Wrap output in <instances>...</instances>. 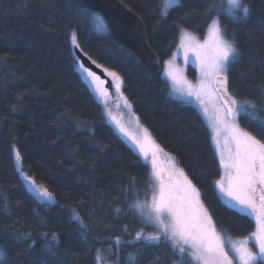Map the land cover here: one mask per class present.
I'll list each match as a JSON object with an SVG mask.
<instances>
[{
  "label": "trees",
  "instance_id": "1",
  "mask_svg": "<svg viewBox=\"0 0 264 264\" xmlns=\"http://www.w3.org/2000/svg\"><path fill=\"white\" fill-rule=\"evenodd\" d=\"M121 1L145 21L162 66L181 28L206 33V9L216 3L180 0L164 18L163 0ZM244 2L250 8L245 20L219 13L222 27L234 34L226 37L240 52L229 65V89L255 103L264 117V0ZM73 32L75 44L93 61L121 75L139 121L175 155L217 226L234 237H249L254 218L233 209L217 188L222 167L208 123L196 106L170 94L161 71H148L116 42L102 15L81 0H0V264H98L99 249L109 246L114 264L175 262L171 242L134 239L147 230L131 205L149 192L152 169L115 131L103 104L82 82ZM239 121L264 138L244 115ZM14 147L24 169L53 193L55 203H42L27 190ZM27 234L30 238L21 239Z\"/></svg>",
  "mask_w": 264,
  "mask_h": 264
},
{
  "label": "snow or ice",
  "instance_id": "2",
  "mask_svg": "<svg viewBox=\"0 0 264 264\" xmlns=\"http://www.w3.org/2000/svg\"><path fill=\"white\" fill-rule=\"evenodd\" d=\"M177 6H180V0H164L161 16L166 18L169 10ZM214 12L227 13L234 22H239L248 18L250 8L244 0H220L218 4L212 3L206 9L210 21L207 25L210 43L200 44L191 33L180 29V46L177 54L182 55L187 61L188 53L193 52L200 59L201 82L199 86L189 84L186 95L195 97L203 103L202 93L211 87L213 99L219 105L213 126L219 129V126L223 125L229 132V138L234 141L235 149L234 152L230 150L228 160L225 161L221 155V160L225 163L226 178L216 183L226 202L233 209L248 213L255 218L256 230L248 240L235 242L230 238L225 239L217 231L211 216L201 203V193L182 169L175 168L173 164V172L169 173V180L174 174L180 179L175 184L165 182L157 160V153L162 149L155 143L148 130L139 125V118L132 115V120L136 123V132L130 131L121 119L108 111V94L97 89V83H102L100 77L79 59L77 67L82 82L97 91L100 102L105 106V114L113 122L115 131L133 144L144 161H150L152 169L150 187L153 193L151 202L137 200L131 207L144 218L146 223L157 228L159 232L147 236L143 231L137 232L134 239L171 242L175 253L173 257L175 264H233L230 252L236 257L238 264H264V138L258 139L256 135L240 128L237 123V118L244 115L255 125L260 136L264 137V117L259 116L255 103L238 102L228 92L229 65L239 60L240 52L234 40L226 39L227 35L234 34L228 33L227 29L222 27L219 16H212ZM70 39L73 44L76 43L75 32L71 34ZM209 48L210 56L206 51ZM167 74L175 79L171 70ZM108 75L114 78L113 87L120 92L123 81L117 78L115 73ZM123 104L126 109L131 110L126 97H123ZM90 131L94 130L90 129ZM15 155L17 162H20L21 156L18 150ZM19 171L27 190L38 201L47 204L56 202L53 193L37 185L31 177L24 174L22 165ZM176 191L181 193L179 197L174 194ZM73 215L81 226L82 234L86 233L88 229L83 219L75 211ZM28 238L30 234L21 237V239ZM53 238L57 239L55 233ZM249 241L255 243L257 247L255 252L247 246ZM116 242H120L119 237L116 238ZM96 259L99 262V254ZM131 259L135 260V257Z\"/></svg>",
  "mask_w": 264,
  "mask_h": 264
},
{
  "label": "rangeland",
  "instance_id": "3",
  "mask_svg": "<svg viewBox=\"0 0 264 264\" xmlns=\"http://www.w3.org/2000/svg\"><path fill=\"white\" fill-rule=\"evenodd\" d=\"M215 2L218 4L220 2V0H215ZM163 5H164V0H163V3H162V10H163ZM215 16H219V18H220L219 13L215 14ZM181 29L186 30L187 32L191 33L194 37H196L197 41L200 44H204L205 42H209L210 43L209 36H208V31H206V33L204 35H199V34H197L195 32H192V31H190V30H188L186 28H181ZM226 39L232 41V39H230L228 37H226ZM179 46H180V34H179L178 44H177L175 50L173 51L172 55L169 56L167 59H165L163 61V66L161 68V72H162V75L166 79H168V81L170 82V94L174 98H176L178 100L193 104L203 114L206 122L208 123V125H209V127H210V129L212 131L213 144L215 146L217 155H218L220 163H221L222 175H221V177L219 179V180H221L222 178H226V174H227L226 173V169H225V163L222 162V160H221V155H223L224 160L227 161L228 157H229L230 150L234 152L235 144H234V141H232L229 138V132L224 128L223 125H220L219 129H217V128H215L213 126L214 123H215L214 117L216 115V109H217V107H219V105L213 99V95L211 94L212 93L211 87H208L205 90V92L202 93L203 103L201 102V100H197L195 97H190V96L186 95V89H187L189 84H191L193 86H199V84L201 82V64H200V59L197 58L196 54L193 53V52H189L188 53V59H187V61H185V59H184V57L182 55H178L177 54V49L179 48ZM206 51H207V54L210 56L211 55V49L209 48ZM190 68L194 70V74L190 73ZM78 70H79V68H78ZM169 70H171V72L175 75V79H173V76H170V75L167 74L169 72ZM107 73H115L116 77L119 78L120 80H122L121 75L118 72H116V71L107 70ZM97 76H99V75L97 74ZM111 78L113 80V85H114L115 80H114V78L112 76H111ZM100 81H101V78H100ZM97 89L107 92V94H108L107 95V100H108L107 109H108V111H110L113 116H116L118 119H121V121L125 124L126 127L129 128L130 131L136 132V123H135V121L132 120V115H134L135 117H137V116H136L135 112L133 111L132 106H131V110L129 111L128 109L125 108V106L123 104V97H126V95L124 94V91H123V85H122V88L120 89V92H117L114 87L112 89H109L108 87L103 85V83L98 82L97 83ZM93 92L95 93L97 99L100 101V98L97 95V91L93 90ZM127 101L130 104L128 99H127ZM243 101L250 102L249 100H246V99H238V102H243ZM104 108H105V106H104ZM205 109H207V110H205ZM239 117L237 118V123L239 124L240 128H242L244 131H247L241 125V123L239 121ZM107 118H108V116H107ZM109 121L113 124V122L110 119H109ZM139 125L142 128L147 129L140 121H139ZM148 132L150 133V135L153 138V140L155 141V143L158 144L160 146V148L162 149L161 152L157 153V160H158L159 168L162 170V174L164 176L165 182L166 183L175 184L180 179L179 176L174 174L172 179L169 180V173L173 172V167H172L173 164L175 165V168L182 169L184 174L187 176L185 170L181 167V165L179 164V162L176 159L175 155H173L169 151L165 150L159 144V142L155 139V137L151 134V132L149 130H148ZM247 132H249V131H247ZM124 139L127 140V142L133 148H135L133 146V144L127 138L124 137ZM217 141H219V144H217ZM17 150H18V148L14 147L15 160H16L15 153H16ZM146 162H148L150 164V161H146ZM16 164H17L19 169H20L21 165L23 167L22 159L20 160V162H17V160H16ZM23 172L27 176L31 177L36 182L37 185L45 187L44 185L39 183L34 177H32L24 169V167H23ZM196 188L201 193L200 189L197 186H196ZM217 188H218V190L220 192V189H219L218 185H217ZM152 194L153 193H152V190H151V187H150L149 192L147 194H145V195L138 194L137 198L134 200V202L139 200V201H147L148 203H150ZM174 194L177 197H179L181 195V193L179 191H176ZM220 194H221L222 198L224 199V201L226 202V199L223 197V194L221 192H220ZM54 199L56 201V197L55 196H54ZM200 200H201V203L203 204L204 208L207 209V207L205 206V204H204V202L202 200V196H200ZM207 211H208V209H207ZM135 212L137 213V215L140 218V220L143 222V224L145 226V230H147L146 236L149 235V234H153V233H157L158 234L159 230L157 228L150 226L148 223L145 222L144 218L136 210H135ZM208 213H209V211H208ZM246 214H248V213H246ZM209 215L211 216L210 213H209ZM248 215H250V214H248ZM250 216H252V215H250ZM211 218H212V220H213V222H214V224L216 226L217 231L225 239H229L230 238L231 240H233L235 242L248 240V237L247 238H239V237H234L232 235H229V234L223 232L217 226V224L214 221L212 216H211ZM254 220H255V218H254ZM166 222H167V220H166ZM247 246L253 252L256 251L254 249L253 245L251 244V241L248 242ZM112 252H113V249L110 246L107 249H99L98 254L100 256V260H99L98 264H114V262L110 259V255H111ZM229 255L233 257V264H238V261H237L236 257L231 252L229 253ZM173 264H175V262Z\"/></svg>",
  "mask_w": 264,
  "mask_h": 264
},
{
  "label": "water",
  "instance_id": "4",
  "mask_svg": "<svg viewBox=\"0 0 264 264\" xmlns=\"http://www.w3.org/2000/svg\"><path fill=\"white\" fill-rule=\"evenodd\" d=\"M81 2L86 8L95 10L102 15L116 42L132 50L148 71H161L162 64L159 55L149 42L146 23L139 14L121 0H81ZM74 51L78 59L83 61L86 67L106 80V87L109 89L113 88V80L105 72V67H98L101 65L93 61L78 44H74ZM228 92L238 101V98L231 93L229 83Z\"/></svg>",
  "mask_w": 264,
  "mask_h": 264
},
{
  "label": "flooded vegetation",
  "instance_id": "5",
  "mask_svg": "<svg viewBox=\"0 0 264 264\" xmlns=\"http://www.w3.org/2000/svg\"><path fill=\"white\" fill-rule=\"evenodd\" d=\"M99 75V74H98ZM101 78V77H100ZM101 81H102V83H103V85H105V82H106V80L104 79V78H101ZM240 118V117H239Z\"/></svg>",
  "mask_w": 264,
  "mask_h": 264
}]
</instances>
